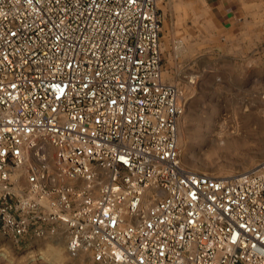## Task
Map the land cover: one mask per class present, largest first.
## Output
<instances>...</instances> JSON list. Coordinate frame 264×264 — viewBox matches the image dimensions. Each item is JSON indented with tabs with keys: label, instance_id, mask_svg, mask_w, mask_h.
<instances>
[{
	"label": "built area",
	"instance_id": "obj_1",
	"mask_svg": "<svg viewBox=\"0 0 264 264\" xmlns=\"http://www.w3.org/2000/svg\"><path fill=\"white\" fill-rule=\"evenodd\" d=\"M161 24L157 0H0L3 237L61 235L91 264H264V159L182 165Z\"/></svg>",
	"mask_w": 264,
	"mask_h": 264
},
{
	"label": "rangeland",
	"instance_id": "obj_2",
	"mask_svg": "<svg viewBox=\"0 0 264 264\" xmlns=\"http://www.w3.org/2000/svg\"><path fill=\"white\" fill-rule=\"evenodd\" d=\"M157 7L163 76L184 102L180 162L211 175L249 169L264 159V0H250L237 24L218 19L206 0H157ZM236 126L253 132L247 144L228 142ZM58 263L91 264L86 255L68 256L61 235L15 241L0 234V264Z\"/></svg>",
	"mask_w": 264,
	"mask_h": 264
},
{
	"label": "crops",
	"instance_id": "obj_3",
	"mask_svg": "<svg viewBox=\"0 0 264 264\" xmlns=\"http://www.w3.org/2000/svg\"><path fill=\"white\" fill-rule=\"evenodd\" d=\"M206 2L218 19L229 21L230 24L239 23L250 5V0H206ZM251 23L249 25H255Z\"/></svg>",
	"mask_w": 264,
	"mask_h": 264
},
{
	"label": "bare ground",
	"instance_id": "obj_4",
	"mask_svg": "<svg viewBox=\"0 0 264 264\" xmlns=\"http://www.w3.org/2000/svg\"><path fill=\"white\" fill-rule=\"evenodd\" d=\"M238 130H239L238 129V126H236L235 130H233V131H231V132H229L227 134V138H229V141L228 142L237 143V144H240V143L241 144H247L249 142V140H250L253 132L250 129H248L247 127H245V129H243V131L241 133L240 132H237ZM249 146H251V145H249ZM50 148L51 147H49V149ZM41 256L42 257H45L46 259H48V257L46 255H44V254H42Z\"/></svg>",
	"mask_w": 264,
	"mask_h": 264
}]
</instances>
